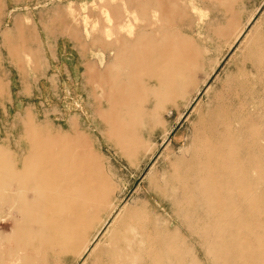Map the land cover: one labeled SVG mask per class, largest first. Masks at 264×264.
<instances>
[{"label":"rangeland","instance_id":"1","mask_svg":"<svg viewBox=\"0 0 264 264\" xmlns=\"http://www.w3.org/2000/svg\"><path fill=\"white\" fill-rule=\"evenodd\" d=\"M163 2L166 11L149 0H0V149L23 150L27 122L84 137L110 179L111 203L120 201L113 215L144 203L154 227L148 252L137 258L136 250L123 264H264V0ZM148 20L159 31L154 43L170 34L175 72L169 85L140 82L142 102L133 106L136 118L125 124L120 145L97 111L114 74L105 69L100 42L110 30L133 40ZM190 62L198 75L177 93L184 78L175 68ZM88 67L102 80L90 79ZM223 94L240 96L221 127L224 160L198 170L183 157ZM111 233L107 224L80 260L51 247L52 239L35 241V256L43 264H95Z\"/></svg>","mask_w":264,"mask_h":264},{"label":"bare ground","instance_id":"2","mask_svg":"<svg viewBox=\"0 0 264 264\" xmlns=\"http://www.w3.org/2000/svg\"><path fill=\"white\" fill-rule=\"evenodd\" d=\"M149 1L155 10L168 8L163 0ZM152 24L148 20L140 25L133 40L110 30L112 37L104 44L100 42L108 53L105 69L114 74L107 79L109 87H103L97 111L107 121V136L120 145L126 139L125 124L135 121L133 106L142 102L140 82L145 85L154 80L169 85L170 74L175 72L170 69L169 55L173 50L170 34H165L162 42L154 43L159 31ZM230 27L228 24L227 31ZM196 65L190 62L175 68L177 75L184 78L177 93L194 84L199 72ZM86 71L90 79L103 78L89 67ZM146 88L151 90V86ZM239 99L238 94L217 97L204 124L197 129L195 146L183 157V163L199 170L207 168L218 156L224 160L223 150L217 143L228 139L221 127L229 117V104ZM230 118L239 120L235 113ZM26 130L30 142L23 150L6 153L0 149V264H43L35 256L41 251L34 242L51 239V247L61 246L80 260L107 224L112 233L105 250L98 251L100 257L97 256L95 264H123L136 250L137 258L148 252L155 234L145 215L144 203L124 209L121 215H113L120 201L111 203L110 179L88 141L80 134H54L28 122ZM260 150L264 153L263 147ZM148 191L157 193L158 189L152 187ZM7 229L9 233L5 232Z\"/></svg>","mask_w":264,"mask_h":264},{"label":"crops","instance_id":"3","mask_svg":"<svg viewBox=\"0 0 264 264\" xmlns=\"http://www.w3.org/2000/svg\"><path fill=\"white\" fill-rule=\"evenodd\" d=\"M53 63L55 62L56 64H58L60 61H57L56 62V60L55 59H53V61H52ZM67 64V63H66ZM66 64H64V63H62L61 65H63V66H65V69L63 70V72H65V71H67V66H66ZM51 65H54L55 66V64H52L51 63ZM73 75L70 73V77H72ZM18 94H24L23 92H22V88H18Z\"/></svg>","mask_w":264,"mask_h":264}]
</instances>
